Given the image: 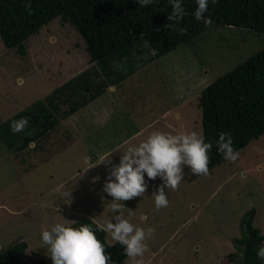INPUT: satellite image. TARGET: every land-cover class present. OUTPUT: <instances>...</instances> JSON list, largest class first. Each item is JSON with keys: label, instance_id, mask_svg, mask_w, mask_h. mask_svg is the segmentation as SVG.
<instances>
[{"label": "rangeland", "instance_id": "374dc122", "mask_svg": "<svg viewBox=\"0 0 264 264\" xmlns=\"http://www.w3.org/2000/svg\"><path fill=\"white\" fill-rule=\"evenodd\" d=\"M23 46V53L17 54L0 42V122L92 65L79 34L57 16L29 34ZM263 46L264 31L215 23L159 56L140 45L113 70L131 68L127 76L107 85L99 96L54 125L49 136L61 142L62 150L52 162L33 168L36 150H44L49 136L35 143L31 152L27 149L32 143L20 153L6 151L0 143L1 252L24 241L18 264H33L37 258H48L40 239L43 229L83 217L102 228L111 217L104 209L112 198L103 191L111 165L93 167L99 157L111 154V164H118L127 147L156 131L199 133V90ZM236 151L235 162L222 158L207 176H195L185 166L178 189L165 188L169 203L160 210L152 195L162 181L148 180L145 175L144 196L122 202L125 219L136 227L155 229L154 237L146 241L149 250L136 259L143 264H231L227 256L235 251L232 239L238 238L239 218L249 208H253L250 224L262 232L264 133ZM85 153L92 155L89 171ZM48 170L54 180L67 171L72 174L49 194L51 189L46 187L54 180L49 179ZM47 196L52 201L49 210L38 209L39 205L21 208ZM103 240L114 241L105 231ZM121 264H133V260L125 256Z\"/></svg>", "mask_w": 264, "mask_h": 264}, {"label": "trees", "instance_id": "16d2710c", "mask_svg": "<svg viewBox=\"0 0 264 264\" xmlns=\"http://www.w3.org/2000/svg\"><path fill=\"white\" fill-rule=\"evenodd\" d=\"M183 6L186 14L178 26L187 28L186 35L164 27L173 23L167 19L172 11L169 0H154L143 7L139 0H0L3 46L13 47L17 54H22L27 36L57 16L79 34L87 60L92 62L89 68L0 122V143L5 150L20 152L29 142L36 147L35 143L46 139L60 118L99 96L107 85L127 76L131 68L117 73L113 70L117 63L129 59L134 48L146 45L155 57L194 38L205 25L194 18L195 0H183ZM205 16L215 24L264 31V0H217L215 4L208 0ZM93 77L96 81H92ZM61 106L66 109L62 110ZM197 106L199 133L205 142L213 144L209 169L223 158L215 145L218 133H229L235 150L264 133V46L204 85L198 92ZM23 117L29 119V126L14 134L11 122ZM49 137L44 156L61 153V142ZM252 213L253 208H249L239 218V236L232 239L235 251L227 256L231 264H262L256 251L264 241V224L262 232L252 226ZM82 224L94 229L111 256V264H121L126 256L123 247L116 241L106 243L104 231L90 218L65 225L78 228ZM24 248V241H16L4 252L0 250V264H18ZM33 264H52V261L49 257L37 258Z\"/></svg>", "mask_w": 264, "mask_h": 264}, {"label": "clouds", "instance_id": "9594fccd", "mask_svg": "<svg viewBox=\"0 0 264 264\" xmlns=\"http://www.w3.org/2000/svg\"><path fill=\"white\" fill-rule=\"evenodd\" d=\"M153 2L154 0H139L142 7ZM195 2L197 7L193 13L194 18L198 22H203L205 27L211 26V19L205 16L208 11V0ZM216 2L217 0H212L213 4ZM169 3L172 11L167 19L173 23L164 27L171 28L180 35H186L187 28L178 26L186 14L183 0H169ZM28 126L29 119L23 117L12 121L10 129L15 134L24 131ZM215 145L225 160L235 162L238 159L239 153L234 149L229 133H218ZM212 147L213 144L205 142L203 135L196 131L177 135L156 131L138 145L127 147L118 164H111L108 159L111 154L99 157L98 163L93 167L104 163L111 165L103 186V191L112 198L104 209L111 213V217L105 221L102 230L123 247L125 255L133 260V264H143L142 259L136 258L142 257L149 250L146 241L154 237L155 229L136 227L125 219L123 212L126 208L122 202L144 196L147 191L144 179L146 175L148 180L160 178L162 181L152 195L156 210L167 207L169 202L165 188L173 191L178 189L184 179L185 166L195 176L209 174V152ZM66 196H69V193H66ZM143 219L147 220V217ZM40 239L52 264H111L110 254L106 253L94 229L88 224L74 228L55 223L41 231ZM256 255L264 264V241L261 242Z\"/></svg>", "mask_w": 264, "mask_h": 264}, {"label": "crops", "instance_id": "0c3cea01", "mask_svg": "<svg viewBox=\"0 0 264 264\" xmlns=\"http://www.w3.org/2000/svg\"><path fill=\"white\" fill-rule=\"evenodd\" d=\"M103 111H105L104 109H103ZM92 112V111H91ZM111 112V111H110ZM80 131H77V133H79ZM87 139V138H86ZM125 139V138H124ZM41 140H43V138L41 139ZM121 141H123V140H121ZM86 142H88V139H87V141ZM31 144V142L30 143H28V146L27 147H30L29 145ZM82 147H84L83 145H82ZM33 148H35V147H33ZM33 148H28L27 149V151L28 152H31L32 151V149ZM85 148V147H84ZM26 149V148H25ZM24 150V149H23ZM22 150V151H23ZM85 150V152H87V149H84ZM21 152V151H20ZM20 152H18V153H20ZM36 152H37V159H36V161H35V163L36 164H34V166H33V168H35L39 163L41 164V163H46V162H52L53 161V159H55L56 158V156H58L60 153L58 152V153H54L53 155H51V156H46L47 157V159H44V154H43V151L41 150V149H37L36 150ZM18 153H15V155H18ZM103 154V153H102ZM92 157V155H90V154H88L87 155V153H85V155H84V157H85V161H86V165H88L89 167H88V171H89V168H91V165H90V163H89V157ZM26 156H24L23 158H22V162H24V161H26ZM46 160V161H45ZM44 161V162H43ZM24 164V163H23ZM28 164H24V167H26ZM77 169H78V167H77ZM80 171V170H79ZM69 171H67V172H65V173H63L62 174V176H61V178L60 179H58V180H54L53 178H52V176L50 175V170H48V172H47V175H48V177H49V179L52 181V180H54V181H52L53 182V184H51L50 186H48V187H46V188H48L50 191H49V194H51L53 191H52V189H55V188H58L59 186H60V184L61 183H63V182H66L67 181V179L70 177V175L72 174V173H68ZM57 194H58V192H57ZM41 196V195H40ZM58 196H59V194H58ZM60 197V196H59ZM40 202H31V201H29L28 203H26V204H24V206L22 207L21 206V208L22 209H24V210H30V209H33L36 205H39V207H38V209L39 208H43L44 210H49V204L52 202L51 200H50V198L47 196V198H44V199H41V197H40ZM59 200H62V198L60 197V199ZM25 247H26V244H25Z\"/></svg>", "mask_w": 264, "mask_h": 264}]
</instances>
